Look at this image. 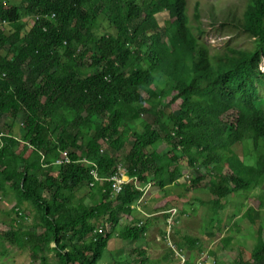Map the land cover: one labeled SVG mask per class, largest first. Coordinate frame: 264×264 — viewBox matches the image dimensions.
<instances>
[{
	"label": "trees",
	"instance_id": "1",
	"mask_svg": "<svg viewBox=\"0 0 264 264\" xmlns=\"http://www.w3.org/2000/svg\"><path fill=\"white\" fill-rule=\"evenodd\" d=\"M188 16V0H0V203L14 201L0 211L4 251L31 264H103L114 239L144 244L155 221L187 204L177 187L192 193L211 176L216 217L203 228L214 225L209 235L230 252L225 203L258 196L241 221L256 242L232 264H264V0L229 25L252 50L212 54ZM63 154L71 163L56 165ZM120 168L129 182L113 196ZM186 168L200 176L180 184ZM184 240L195 264L201 242ZM141 250L113 264H151Z\"/></svg>",
	"mask_w": 264,
	"mask_h": 264
},
{
	"label": "rangeland",
	"instance_id": "2",
	"mask_svg": "<svg viewBox=\"0 0 264 264\" xmlns=\"http://www.w3.org/2000/svg\"><path fill=\"white\" fill-rule=\"evenodd\" d=\"M248 1L249 0H188L190 28H192L198 36L200 33L199 31L197 32V29L199 30L202 28V30L206 33L203 41L210 46L212 54L216 52L223 53L227 48H234L236 50L254 49L255 46H253V40H251L244 33L236 30L234 26H229L230 22L234 19V15H238V17L242 19V16L247 8ZM198 5H200V15L202 18L200 23L196 20ZM262 71L264 73V63L262 65ZM262 96L264 97V88L262 89ZM253 162L254 160H250L248 163L253 164ZM183 173L184 177L180 180L182 184L189 183L190 179L187 177L189 174H192L195 178L200 176L197 174L196 170H189L187 168ZM210 180L211 176L208 177V179H205L202 183V185H206L207 188L200 187L192 193H189L184 188H176V193L188 195L186 199H189L188 201L194 205L192 207H188L189 203L185 205L187 214H191L192 216L189 218V216L182 215L180 218V226L178 227L177 225L174 228V231L172 230L173 228L170 222H165V220L161 218L159 221H155L151 226L149 238L144 242V244L132 247L129 244L119 241L118 239H114L109 247L107 252L108 255L103 264H113V261L115 263L130 262L133 259L132 252L137 249L144 251L141 250L142 248L149 252L150 256L148 258L151 259V264H185L184 262L179 261L180 258L184 260L183 257H180L179 253L178 255L180 258L178 260L176 259L175 254L172 253L171 244L169 242L170 240L167 239L168 234L171 232L173 237V239L171 238L172 244L177 246L179 242H185L184 237L186 236L198 238L201 242L203 250L202 253H197V257L205 254L203 257L200 256L199 258L206 259L208 258L207 255L210 254L212 260H208L209 264H232L235 256L234 251L239 252L241 247H247L249 250H252L256 242L257 228L252 226L248 221H241H243V217L245 216V206H249L257 210L260 208L261 202L258 200V196H255L254 199L256 201L252 202L243 196L236 197L234 199L230 198L226 210L221 213L224 220L222 228L226 233L225 237L233 234V236L237 239L232 250L228 252L223 245L224 238L217 237L219 233L213 236L209 235L211 233L210 231L214 228L213 224V227L210 230H207L210 226L205 225L203 228V224L206 221H211L212 223L213 217H216L214 210L213 216L211 211L212 206L210 203L213 200V196L209 192L208 188ZM263 193L264 190H262V194ZM258 195H260V193ZM87 202L90 204L89 200H87ZM13 207L14 201L9 207L6 206L4 202L0 203V211L3 213L7 212V210L11 211ZM181 208L179 211L185 210L184 207ZM29 217L31 220V216ZM5 219L6 218H2L3 221H5ZM123 223H129V221L124 220ZM238 223L241 224V234L237 231ZM31 224L32 222L29 223V227H31ZM229 224H231V232L230 230L228 231V229H230ZM162 231L166 232V237L162 235ZM178 231H180L181 236L178 234ZM5 248L6 251L0 247V264H31L32 261L30 254L23 253L10 244H7V246L5 245ZM185 249L188 250L185 252V257L187 260H190L193 254H191V250L188 247H185ZM177 251L180 252V248L178 249L177 247ZM3 254L4 256H2ZM54 257L55 255L53 254L51 259ZM143 258L144 257H141V259ZM141 259L138 258L139 261Z\"/></svg>",
	"mask_w": 264,
	"mask_h": 264
},
{
	"label": "clouds",
	"instance_id": "3",
	"mask_svg": "<svg viewBox=\"0 0 264 264\" xmlns=\"http://www.w3.org/2000/svg\"><path fill=\"white\" fill-rule=\"evenodd\" d=\"M2 136H0V138H1ZM213 175H215V173H212ZM187 177H188V179H190V178H192L193 176H192V174H189V175H187ZM210 182H211V180H210ZM180 184H182L181 182H180ZM150 186V185H149ZM210 186V185H209ZM200 188V187H199ZM204 189H206V188H204ZM209 192L211 193V191H210V188H209ZM212 194V193H211ZM187 200V199H186ZM230 200V199H229ZM189 203V205H188V207H192L194 204L193 203H190L188 200H187V204ZM227 204H228V202H226L225 203V205L227 206ZM185 205L186 204H184V205H182V207H184L185 208V210L184 211H182V210H180L179 211V209L181 208H176V209H174L173 210V213H172V215H171V218L168 220L169 222H170V224L172 225V230L174 231V226H175V221H176V219L177 218H181V216L182 215H186V216H189V218L192 216L191 214H187V212H186V207H185ZM182 209V208H181ZM211 209H212V207H211ZM172 212V211H171ZM186 212V213H185ZM197 216V215H196ZM221 218H222V216H221ZM222 220H223V218H222ZM224 221V220H223ZM204 225V224H203ZM224 225V224H223ZM223 229V228H222ZM230 229H228V231H229ZM172 232L171 233H169L168 234V236H167V239L168 240H170L169 242H170V244H171V249H172V251L174 252V254H175V256H176V259L178 260L180 257H183L186 261H187V263L186 264H190V262H191V259L190 260H187V258L185 257L186 256V254H185V252H187V250H182V249H180L181 251L180 252H178L177 251V247H178V249H179V246H177V245H173L172 244V241H171V238L173 239V237H172ZM224 240V239H223ZM182 252V253H181ZM178 253H179V255H180V257H179V255H178ZM203 255H205V254H203ZM203 255H200V256H202L203 257ZM200 256H198L197 257V254H196V257H194L193 259H195V264H199L202 260H203V258H199ZM207 257L208 258H206L205 259V261H206V263L207 264H209L208 263V260H212V257L210 256V254L209 255H207ZM180 262H184V260L182 259V258H180V260H179Z\"/></svg>",
	"mask_w": 264,
	"mask_h": 264
},
{
	"label": "built area",
	"instance_id": "4",
	"mask_svg": "<svg viewBox=\"0 0 264 264\" xmlns=\"http://www.w3.org/2000/svg\"><path fill=\"white\" fill-rule=\"evenodd\" d=\"M70 163H71V159L69 158V156L67 154L61 155V157L55 162V164L59 165V166L65 165V164H70ZM93 176H94V182L91 183V187H93L96 182H100V177L98 175L97 169L93 170ZM126 178H127V171L123 168H120L119 173L116 176H114L113 178H111L110 180H108L109 182H113V191H112L113 196L120 194L121 191L123 190L124 185L129 182V181H127ZM147 188H148L147 191H150L151 185ZM184 263L186 264L187 261L185 260ZM199 264H207V263H206L205 259H203Z\"/></svg>",
	"mask_w": 264,
	"mask_h": 264
},
{
	"label": "bare ground",
	"instance_id": "5",
	"mask_svg": "<svg viewBox=\"0 0 264 264\" xmlns=\"http://www.w3.org/2000/svg\"><path fill=\"white\" fill-rule=\"evenodd\" d=\"M118 2V1H117ZM68 15V14H67ZM198 32V31H197ZM60 36V35H59ZM108 44V43H107ZM224 53V52H223Z\"/></svg>",
	"mask_w": 264,
	"mask_h": 264
}]
</instances>
